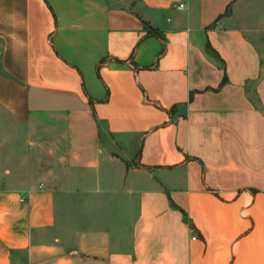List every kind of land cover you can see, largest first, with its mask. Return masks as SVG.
Wrapping results in <instances>:
<instances>
[{
	"label": "crops",
	"instance_id": "0c3cea01",
	"mask_svg": "<svg viewBox=\"0 0 264 264\" xmlns=\"http://www.w3.org/2000/svg\"><path fill=\"white\" fill-rule=\"evenodd\" d=\"M130 1L0 0V264H264V0Z\"/></svg>",
	"mask_w": 264,
	"mask_h": 264
},
{
	"label": "rangeland",
	"instance_id": "374dc122",
	"mask_svg": "<svg viewBox=\"0 0 264 264\" xmlns=\"http://www.w3.org/2000/svg\"><path fill=\"white\" fill-rule=\"evenodd\" d=\"M126 1L129 3L131 2L130 0ZM245 1L249 2L250 0ZM132 10L135 11L136 14L142 16L137 5L132 7ZM253 14H257V12ZM256 44L264 53V36H260V39L256 41ZM8 151L12 152L8 153ZM0 163L1 167L7 165V163L14 164L16 174H24L27 172L28 175L29 172H43V156L36 151L24 147L18 131L15 132V137L11 136V133L9 135L6 123H0ZM47 167L49 173L61 172L59 169H56L53 164L48 163ZM6 170L7 168L0 169V173L3 174Z\"/></svg>",
	"mask_w": 264,
	"mask_h": 264
},
{
	"label": "built area",
	"instance_id": "2783aa9c",
	"mask_svg": "<svg viewBox=\"0 0 264 264\" xmlns=\"http://www.w3.org/2000/svg\"><path fill=\"white\" fill-rule=\"evenodd\" d=\"M177 9H178V10L183 9V5H179V6L177 7ZM191 235H192V240H195V239H196L195 233L191 231Z\"/></svg>",
	"mask_w": 264,
	"mask_h": 264
}]
</instances>
